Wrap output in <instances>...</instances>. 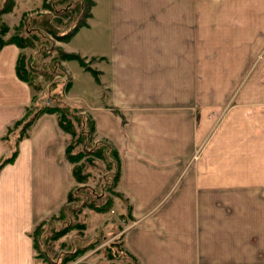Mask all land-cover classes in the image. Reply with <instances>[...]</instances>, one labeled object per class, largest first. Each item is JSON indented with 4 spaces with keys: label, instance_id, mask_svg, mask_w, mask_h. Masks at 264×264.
<instances>
[{
    "label": "crops",
    "instance_id": "0c3cea01",
    "mask_svg": "<svg viewBox=\"0 0 264 264\" xmlns=\"http://www.w3.org/2000/svg\"><path fill=\"white\" fill-rule=\"evenodd\" d=\"M92 2L63 45L101 65L99 86L75 73L80 93L106 89L95 130L136 217L122 245L136 264H264V0ZM18 51L0 48V156L31 97ZM218 80L229 86L216 95ZM65 139L41 114L0 170V264H36L30 232L68 191Z\"/></svg>",
    "mask_w": 264,
    "mask_h": 264
},
{
    "label": "rangeland",
    "instance_id": "374dc122",
    "mask_svg": "<svg viewBox=\"0 0 264 264\" xmlns=\"http://www.w3.org/2000/svg\"><path fill=\"white\" fill-rule=\"evenodd\" d=\"M44 1L51 4L53 11L45 8ZM91 1L0 0V39L17 42H10L19 50L17 69L27 78L31 90L30 102L25 106L29 114L24 116V109L23 119L15 125V120L10 123L9 131L5 129L0 170L4 165L14 162L20 142L28 137L32 124L40 115L29 127H25V121L47 108L65 110V117L71 121L69 128L75 135L64 131L59 123L58 126L66 135L65 143L72 141L74 144L71 150L73 157L80 153V158L72 163L64 158L69 165L67 185L71 192L70 199L65 198L56 211L49 213L33 228L36 264H136V259L131 258L122 245L124 230L130 227L136 217L132 215L128 199L113 185L116 161L112 153L105 147L101 155L97 153L100 142L105 141L112 146L96 132L92 116L94 107L106 98V89L98 88L94 93L92 90L87 93L84 89L80 93L82 78L77 79L75 71H81L80 67H84L77 59H65L62 56V52L77 54L90 69L99 74L101 65L95 63L98 60L82 57L78 52L66 50L63 45L67 42L64 35L75 25H86L91 14ZM77 39L72 41L74 46L78 44ZM263 53L260 51L258 55L262 56ZM67 61H71L69 70L64 64ZM251 68L252 64L245 67V78L249 76ZM72 73H75L74 78ZM83 73L89 79V85L93 80L100 85L98 74V79H95L90 71ZM208 84L198 81V89L205 86L209 89ZM228 86L229 83L225 81L212 82V90L216 91V95L228 90ZM50 114H54L58 122V115ZM90 120L94 122V130L88 132ZM14 152L16 155L13 160L5 163ZM73 168L78 175H73ZM76 176L82 177L83 181L77 180Z\"/></svg>",
    "mask_w": 264,
    "mask_h": 264
},
{
    "label": "trees",
    "instance_id": "16d2710c",
    "mask_svg": "<svg viewBox=\"0 0 264 264\" xmlns=\"http://www.w3.org/2000/svg\"><path fill=\"white\" fill-rule=\"evenodd\" d=\"M91 3L93 4V2L91 1ZM43 5L45 6V8H48L49 10H52V8H51V4H49V3H47L46 1H44L43 2ZM53 11V10H52ZM54 11H56V12H58L57 10H54ZM82 25H84V23H81ZM79 25L80 24H78V25H75L73 28H72V30L71 31H69V32H67L65 35H64V39L65 40H68L75 32H76V30L78 29V27H79ZM16 43L17 44V42L16 41H14V40H11V41H7V42H5L4 40H1L0 39V48L4 45V44H7V43ZM62 56H63V58H65V59H77L78 60V62L79 63H81L82 65H83V67H84V69H86V70H88V71H90L91 72V74L95 77V79H98L97 78V72L95 71V70H93V69H90L86 64H85V62H84V59H82L80 56H78L77 54H74V53H67V52H62ZM16 74H17V76L21 79V80H23V81H26L27 80V78L26 77H23L22 75H21V73L19 72V68L17 69V65H16ZM27 82V81H26ZM28 83V82H27ZM44 112H47V113H56L57 115H58V123H59V125H60V127L64 130V131H67V132H70L71 133V136H73V135H75L74 134V131H72V130H70V128H69V126H71V121L69 120V119H67L66 117H65V110L64 109H59L58 107H52V108H47V109H45V110H42V111H39V112H37V113H35L34 115H33V117L31 118V119H28V120H26L25 121V127H29L32 123H33V121L39 116V115H41L42 113H44ZM29 114V110H28V108H26L25 109V112H24V116H27ZM23 119V117H21L20 119H17V120H15L14 122H13V124L15 125V124H17L18 122H20V120H22ZM66 125V126H65ZM68 125V126H67ZM8 129V131H9V126L6 128V130ZM93 131L94 130V122L93 121H91L90 120V129L88 130V132H90V131ZM85 130L83 129V131H82V136H84L85 134V132H84ZM2 138H4L3 136H2ZM84 139V138H83ZM104 142V143H103ZM103 142H100L101 144H100V146H98L99 147V151L97 152L99 155H101L102 153H103V150H104V147L105 148H107L108 150H110V152L112 153V155H113V157H114V159H115V161H116V174H115V181H114V187L117 185V183H118V180H119V176H120V165H121V162H120V158H119V155H118V152H117V150H116V148H114V147H112V146H109L107 143H105V141H103ZM96 145H98V144H96ZM73 147H74V144L72 143V141L70 142V143H66L65 144V148H64V156L68 159V161L69 162H74V161H76V160H78L79 158H80V153H78V154H75L76 156H74L73 157V155L74 154H72L71 152V150L73 149ZM15 155H16V152H14L13 154H12V156H10L9 158H8V160H6L5 161V163L6 162H10V161H12L13 160V158L15 157ZM4 164V163H3ZM1 167V166H0ZM72 173H73V175H74V173H76L77 175H78V173H77V170H75V172H74V168H73V170H72ZM76 179L77 180H81V181H83V179H82V177H80V176H76ZM116 193H118V194H120L119 192H117L116 191ZM70 194H71V192H70V189H68V191H67V194H66V200H69L70 199ZM31 234H33V230L30 232ZM33 244L35 245V243H34V241H33ZM131 257V256H130ZM132 258V257H131ZM134 259V258H133Z\"/></svg>",
    "mask_w": 264,
    "mask_h": 264
}]
</instances>
